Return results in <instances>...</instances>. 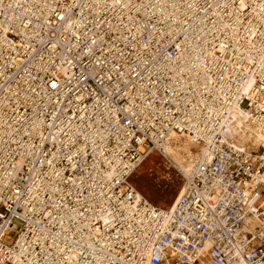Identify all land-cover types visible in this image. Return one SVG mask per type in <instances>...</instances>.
<instances>
[{"label":"built area","instance_id":"1","mask_svg":"<svg viewBox=\"0 0 264 264\" xmlns=\"http://www.w3.org/2000/svg\"><path fill=\"white\" fill-rule=\"evenodd\" d=\"M109 37L126 49L122 75H98ZM133 81L155 118L111 112L109 127V93L124 88L127 109ZM85 125H103L99 148L62 159L64 133ZM171 133L201 157L166 210L131 177ZM0 225V264H152L165 250L264 264V0H0Z\"/></svg>","mask_w":264,"mask_h":264},{"label":"snow or ice","instance_id":"2","mask_svg":"<svg viewBox=\"0 0 264 264\" xmlns=\"http://www.w3.org/2000/svg\"><path fill=\"white\" fill-rule=\"evenodd\" d=\"M61 19H64L61 17ZM99 26V25H97ZM128 40H134L135 37H127ZM95 43V42H93ZM109 43H112V37H109ZM147 50L146 48L144 49ZM126 49L125 48H117L115 43H112V48L108 49V52L104 54V59L98 60V63L102 66L100 69V72L98 75L102 76L104 72H109L111 74L112 69H118L117 75L123 74V67L122 64L118 63L117 61L120 60V57H123L125 54ZM111 53V55L114 57L111 61L108 59V54ZM111 78V75L109 76ZM119 83V81H117ZM52 88H56L57 85L53 83L51 85ZM128 87L132 90V98L131 99H125L124 104H127L128 107L125 109L123 107V104H120L119 107H116L119 96L124 93V88H120L115 92L109 93V104L107 111L109 113L108 116V126L113 127L115 124V121L111 119V112H116L118 116H120L121 113H127V115L123 116V119H121L120 123H123L124 119H130L132 116H135L138 121H141L143 123H147V120L149 118H155L154 114L151 111H147L148 105L152 104V99L149 98L150 95V89L145 90L148 88L147 85L138 86L135 81L131 82ZM139 92V95L137 93ZM143 96L145 99H147V104H141L140 97ZM147 111V115L144 113ZM104 117H102L103 119ZM104 131L103 125H100L99 127L92 128L91 130L88 129V126L85 125L84 128H81L80 131H78L74 137H69V133L65 132L64 136L62 137V143L60 145V151L59 156L62 159H75V158H82L83 154L86 153L90 147V145H96L97 148H99V140L103 139L101 133ZM65 138H68V143L65 145L63 143V140ZM99 138V139H98ZM67 147L68 151L65 152L64 148ZM75 153V156L73 155ZM148 160L145 159L144 162L141 164L142 168H146ZM48 164L52 167H55L56 161L55 159L49 160ZM79 167V165H78ZM35 171V169H33ZM58 175V173H56ZM29 179L31 177L29 176ZM31 219V217H29ZM35 223V221H34ZM3 226L0 225V236L3 235L2 231ZM34 229L29 228V234L32 233ZM119 243V240L116 241ZM135 245V240L132 241V245ZM131 246L129 250V259H131L132 253H131ZM201 247H203V244H201ZM168 259V264H186V258L184 257L183 253H178L175 256L168 258L167 251H163L160 253L153 254V260L152 264H165V260ZM85 264H92V262L85 261ZM140 264H143V261L140 262ZM248 264H254L253 261H249Z\"/></svg>","mask_w":264,"mask_h":264},{"label":"rangeland","instance_id":"3","mask_svg":"<svg viewBox=\"0 0 264 264\" xmlns=\"http://www.w3.org/2000/svg\"><path fill=\"white\" fill-rule=\"evenodd\" d=\"M193 153L195 154L194 151ZM145 159L148 160L147 166L142 168L141 164ZM145 159L132 175L131 182L137 193L149 203L168 209L183 185L181 172L174 161L160 151L148 153Z\"/></svg>","mask_w":264,"mask_h":264},{"label":"bare ground","instance_id":"4","mask_svg":"<svg viewBox=\"0 0 264 264\" xmlns=\"http://www.w3.org/2000/svg\"><path fill=\"white\" fill-rule=\"evenodd\" d=\"M231 118L234 122L236 132H238L240 135L241 138L240 143L242 144V146H245V143H247L248 147L257 148L261 138L254 128L246 124L245 113L242 112L240 109H232ZM196 148L197 146L192 144L187 136L176 135L173 133L170 134L169 138L166 141H164L163 143L160 144V146H158L160 152H162L163 154L165 153V156H167L172 161H174L176 167L184 177H187L192 173L195 162L199 160L201 157V153L198 152V150L197 151L194 150ZM143 149L145 150V148ZM149 151L148 153H150ZM193 151L195 152V154L193 153ZM182 187L180 188V191L177 194V196L180 194ZM141 198L143 197L140 195V193L139 194L137 193V199L139 200ZM173 203L166 210L171 209ZM250 221L257 223L255 218H252ZM202 264H207V262H202Z\"/></svg>","mask_w":264,"mask_h":264}]
</instances>
